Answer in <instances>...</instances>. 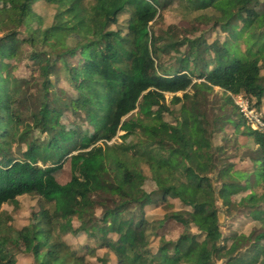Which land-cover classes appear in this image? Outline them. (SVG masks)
Here are the masks:
<instances>
[{
  "label": "trees",
  "instance_id": "16d2710c",
  "mask_svg": "<svg viewBox=\"0 0 264 264\" xmlns=\"http://www.w3.org/2000/svg\"><path fill=\"white\" fill-rule=\"evenodd\" d=\"M120 1L36 0L56 7L46 24L28 17L34 0H0V264L19 254L35 264H264V131L234 99L264 121V0ZM167 13L188 27L164 25ZM232 127L235 161L259 171L214 151ZM73 153L81 162L61 184L55 173ZM98 158L107 171L93 180ZM4 206L29 209V222L15 229ZM173 220L197 232L168 239Z\"/></svg>",
  "mask_w": 264,
  "mask_h": 264
},
{
  "label": "rangeland",
  "instance_id": "374dc122",
  "mask_svg": "<svg viewBox=\"0 0 264 264\" xmlns=\"http://www.w3.org/2000/svg\"><path fill=\"white\" fill-rule=\"evenodd\" d=\"M36 0H34V3L32 5V7H30L28 9V17L30 19L35 18L36 16L38 17H43L46 20V24L51 22V20L53 19L54 15L56 14V7L55 6H48L46 4H39L37 2H35ZM178 2V1H177ZM108 5L110 6V9H114L118 6L122 5V2L120 0H107ZM182 4L176 3L174 5V8H176L178 11H180L181 13H185V8L183 6H181ZM121 20V19H120ZM202 23H204L205 25H207V20L206 19H202ZM163 24H167V25H178L180 26V28H184L185 26L188 27V25L184 22H181L180 19H177L176 16L173 13H167L164 20H163ZM160 27H162V25H160ZM2 34H0L1 36ZM213 35V39L215 38V36H217L216 32H211L209 34H207L208 37ZM220 36V35H219ZM222 38V36H220ZM170 58L166 59V62L168 61V64H172L173 61L169 60ZM99 73L104 77V78H109V73H107L106 71H99ZM262 74L264 75V71H262ZM60 88L66 89L68 91H70L69 87H67L66 83H61ZM219 92H221V90H217ZM167 96V100L169 101L170 98L172 97V94H166ZM5 97V95L2 94V98ZM234 99L236 101V105L237 101H239V97L234 96ZM239 107V106H238ZM196 115L199 117V120L201 119V112L198 111L196 112ZM5 116V115H4ZM73 116L71 113H67L66 117L64 119H62V122L68 125V131H67V135L65 136V140H69V138L72 136V120ZM166 120H168V118L166 117ZM199 120H198V125L197 128H195L192 131V138L194 139V141L197 143V145L199 147H204L206 146V142L202 137V129L201 126L199 125ZM4 124V123H2ZM94 125H97V121L94 120ZM2 125L0 127V129H2ZM238 131L237 128L232 127L230 129H228L227 133H223V134H219L214 136L213 140H212V144L213 146L216 148L214 151L217 153L218 156H220L219 159H224V160H228L231 164H233V167L235 166L237 169L243 170V171H254L257 172L259 171V168L257 167L255 169V163L250 164V163H246V162H238L235 161V157L236 156H241L242 155V145H241V140L238 138H241L240 135H237ZM123 133H120L118 135L121 136ZM225 135H228L230 138L232 136L237 137L235 139H231V140H227L224 138ZM120 141V140H118ZM112 143V142H111ZM200 156L202 155V153H199ZM81 162V157L78 153H73L71 156H69L64 164L61 166V168L58 170V172L55 173V177L58 180V182H60L61 184H66L71 180L72 177V171L75 170L78 165ZM244 164V165H243ZM116 171L118 168H114ZM146 170V174L148 173V170ZM106 168L105 165L102 161L101 158L97 159V163L96 165L93 167L92 171H91V176L92 179L95 180L96 177L95 175L97 173H101L104 174L106 172ZM201 173L205 174V175H209L212 176L214 174L213 168L208 166L206 163H204L201 166ZM118 175H120V171L118 170L117 172ZM242 190H244V193H248V190L246 189L245 184L242 185ZM242 195H232V200H238L239 198H241ZM172 201V200H170ZM36 202L33 201L30 205H34ZM29 207V206H28ZM27 207V208H28ZM13 207L12 206H4L3 207V211H5L7 214H9L10 216V221H9V225H11L12 227H14L15 229H21L22 226L26 225L31 216L30 213L31 211H29V209H24V210H20L17 214H13L12 212ZM155 211V210H154ZM235 209L233 210V213H235ZM225 217H221V221L224 222ZM247 219H242L240 220L241 222L239 224H234L233 225V229L234 230H242L243 227V223L246 221ZM78 224H76L77 226ZM185 230H191L193 233L197 232V229L195 227H193L192 225H190L189 222H187L186 220H173L171 222H169L164 230L163 233L166 235V237L168 239H177L179 237V235L185 231ZM83 238L79 239L78 242H75V245L81 246L83 244H85V240L86 237L82 236ZM19 247L23 248V249H31L32 244L30 241L25 240V239H20V241L16 243ZM74 244V243H73ZM81 247H85V246H81ZM99 254L103 253V250H99L98 251ZM31 254V253H30ZM91 259V258H89ZM93 262H95V260H92ZM17 264H35L34 262V258L31 255H24V254H19L17 256ZM221 264V262L219 263Z\"/></svg>",
  "mask_w": 264,
  "mask_h": 264
},
{
  "label": "built area",
  "instance_id": "2783aa9c",
  "mask_svg": "<svg viewBox=\"0 0 264 264\" xmlns=\"http://www.w3.org/2000/svg\"><path fill=\"white\" fill-rule=\"evenodd\" d=\"M237 97H239V101H237L239 109L245 116V118L249 121L252 128L254 130L264 131V121L262 120V115L256 112L255 109L250 107V102L247 98L242 95H239Z\"/></svg>",
  "mask_w": 264,
  "mask_h": 264
},
{
  "label": "crops",
  "instance_id": "0c3cea01",
  "mask_svg": "<svg viewBox=\"0 0 264 264\" xmlns=\"http://www.w3.org/2000/svg\"><path fill=\"white\" fill-rule=\"evenodd\" d=\"M214 33V32H213ZM216 34H218V33H216ZM218 36V35H217ZM217 36H215V38L217 37ZM220 36H222L223 37V35L222 34H220ZM212 38H213V35H212Z\"/></svg>",
  "mask_w": 264,
  "mask_h": 264
}]
</instances>
